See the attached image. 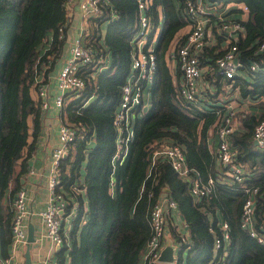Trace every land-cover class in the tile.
I'll return each instance as SVG.
<instances>
[{
  "label": "trees",
  "instance_id": "16d2710c",
  "mask_svg": "<svg viewBox=\"0 0 264 264\" xmlns=\"http://www.w3.org/2000/svg\"><path fill=\"white\" fill-rule=\"evenodd\" d=\"M112 2L119 15L108 22L104 40L100 41L96 24L90 33L91 43L110 50L111 62L106 68L84 67L85 87L68 92L61 107L63 120L78 128L76 140L61 161L60 183L70 200L68 208L76 204V215L64 225L56 264H140L151 236L150 211L163 194L177 201L188 225L187 243L181 242L180 232L172 230L180 246L176 264H220L221 260L225 264H264V243L242 226L248 196L245 188L257 187L255 228L264 236V151L258 150L253 140L255 125L264 117V51L258 50L264 40V0H204L224 6L232 3L224 11L243 27L227 41L223 20L209 14V38L200 59L208 66L205 76L213 90H205L209 96L206 99V94L201 103L181 94L179 72L173 74L168 62L169 51L186 41L188 33L180 34L182 29L191 25L185 0H147L149 16L156 21L162 9L164 17L155 39L157 66L151 101L136 117L134 139L115 167L113 117L121 85L131 70L139 8L138 0ZM67 3L0 0V249L4 256L9 255L13 240L12 201L23 186L21 178L28 172L29 155L43 126L45 112L35 79L44 60L50 61L45 74L62 53L65 38L59 36V27L67 25ZM92 20L99 22L100 18ZM233 42L244 66L253 60L260 64L247 77L237 74L227 78L218 70L217 58ZM226 87H238L242 96L259 99L253 113L238 112L240 128H234L231 143L246 174L244 181L229 184L231 175L209 144L224 114L218 101ZM162 141L183 148L189 167L203 183L208 185L213 179L206 194L195 197L188 181L162 158L151 167L153 152ZM73 185L81 191L73 192ZM221 217L228 223L230 240L225 248L215 249V238L222 234Z\"/></svg>",
  "mask_w": 264,
  "mask_h": 264
},
{
  "label": "built area",
  "instance_id": "2783aa9c",
  "mask_svg": "<svg viewBox=\"0 0 264 264\" xmlns=\"http://www.w3.org/2000/svg\"><path fill=\"white\" fill-rule=\"evenodd\" d=\"M147 0H138L139 24L135 33L139 32V37L132 38L134 49L132 52L131 70L127 74L125 82L121 85V97L115 108L113 124L116 130V148L113 154L112 162L115 167L117 161H121L128 151L130 142L135 135V119L142 113V108L147 104L146 89L151 85L156 66L155 37L157 20H153L146 11ZM81 24L79 32L71 40H67L66 25L59 27V36L65 38L64 48L67 54L62 66L58 69L55 78L59 92L50 91L48 82L44 80V69L50 65V61H43V68L36 76L37 90L40 96L41 106L45 111L51 106L62 107L66 94L69 92H80L86 84L85 76L82 73L84 67L106 68V50L104 47H96L90 42L91 26L90 22L93 17L100 18L101 22L115 19L119 13L112 0H79ZM222 5L217 3H205L204 0H185V10L190 15L191 29L188 32L186 41L171 51L183 73L180 84V92L187 99L196 103H201V91L209 89L211 86L205 76L207 65L201 64L200 52L208 40V24L211 17L210 13L218 16L223 20L222 29H226L229 36L227 41H231L230 36L236 37L235 30L240 29L243 25L240 21H234L227 17L225 11L218 13L213 8ZM226 8L227 4H225ZM244 10L247 6L242 5ZM68 21V20H67ZM153 32L152 38L150 37ZM50 42L46 48L49 47ZM237 44L235 42L228 45L225 52L216 60L218 70L227 78H233L241 73L242 68L246 73L256 71L260 64L257 60L249 62L247 66L239 60L237 55ZM258 50L264 51V40L258 44ZM51 58V57H49ZM67 89V92H65ZM234 108H226L221 116L218 127L217 137L218 145L214 156L219 163L226 168L230 174V181L242 182L245 180L246 169L243 164L237 161L238 151L232 146L231 133L235 128ZM78 128L67 120H62L58 129V144L54 147L49 161L48 173L46 176V185L48 188L46 205L37 212L44 226V235L51 242L58 246L63 245L64 234L63 228L66 223L76 215V204L68 208L70 200L60 187L61 183V161L65 157L76 140ZM253 140L257 143L255 147L264 151V117L261 118L253 130ZM170 163L177 174L188 181L189 190L195 196H202L209 190V184L213 183L210 179L208 185L203 183L197 174H193L187 163V156L183 148L169 141H162L160 146L153 152L151 167L157 158ZM29 175H35V168L28 169ZM73 192H80L78 185H73ZM248 196L244 201L242 210V226L249 233L256 237L261 243H264V236L255 228V193L257 187L245 188ZM74 197V194L72 195ZM178 203L173 198L163 194L158 201L152 206L150 211L151 236L147 241L143 252V264H176V259L165 262L161 259V252L164 248V239L167 233V223L169 211L177 209ZM13 217L11 223L12 230V249L13 255L3 257L0 255V264H10L12 256L19 246H25L28 239L27 219L32 211L29 208L28 192L25 186H21L15 193L12 201ZM221 227L220 235L215 238V249L224 247L230 240L228 232V223L224 220L219 222ZM181 242H189L187 233H180ZM56 252H47L41 257L40 264H56ZM225 264L223 260L219 262Z\"/></svg>",
  "mask_w": 264,
  "mask_h": 264
},
{
  "label": "crops",
  "instance_id": "0c3cea01",
  "mask_svg": "<svg viewBox=\"0 0 264 264\" xmlns=\"http://www.w3.org/2000/svg\"><path fill=\"white\" fill-rule=\"evenodd\" d=\"M230 6H232V3H227V7H230ZM67 15H68V21L66 25V35H67V40L69 41L74 35H76L79 32V28H80V24L82 20L81 13H80L79 0H68ZM163 20H164V17H163ZM90 23L92 24V26L95 24L97 25V29L99 31L100 41H101V36H103V29H104L105 23L101 21L94 22L93 20H91ZM162 24H163V21H162ZM190 29H191V25H187L184 29H182L183 31L180 34L184 32L188 33ZM209 30L210 28L208 29V32ZM156 36L154 33L155 39H156ZM104 48L106 50V46H104ZM174 48L175 47H173L169 51L168 62H169L171 72L173 74H177L179 72V79L182 80L183 78L182 69L178 61L171 55V51ZM66 54H67L66 47L64 48L63 46L60 57L55 61L54 65L47 71V73L44 76L45 82L49 83L50 91L53 93L59 92V88L57 86L55 75L58 69L62 66ZM172 60H174L173 64H171ZM49 66H47L46 69ZM242 69L243 70H241V73H239L240 76L247 77L249 75V72L246 73L245 69L244 68ZM209 89L213 90V87L211 86ZM231 91L236 92L235 96L242 100L243 102L242 104H241V101L240 102L237 101V98H235V96L231 95ZM201 92H202L201 102H203L204 98L207 97L206 99H208L209 95L204 89ZM229 92H230L229 95L234 98L229 99V101L226 103L221 102L222 95L224 93L228 94ZM146 100H147L146 105L148 106L151 101L150 91H149V97L146 98ZM258 100H259L258 98L254 99L250 96H247V97L242 96L238 87L236 88L226 87L223 93L221 94V97L218 102H220L222 106L224 107L223 113L225 112V107H227L228 109L232 107L234 108V120L233 121L235 124V128L238 129L240 128V123L237 119L238 112H243L244 114L249 113V112L253 113L254 109L257 108L254 105V103L257 102ZM44 112L45 113H44V118H43V126L41 127V130L37 135V138L35 141V147L33 148L32 153L29 155L30 157L28 159V169L30 167L35 168L36 174L29 175L27 172L26 174L22 175V178H21V183L23 184V186L27 188L29 208L32 211V214H30L29 218L27 219V229L30 223L34 227L35 240L31 242V245H30L32 264H40L41 257L43 255H45L47 252H50V251L51 252L53 251L55 253L58 250V246L54 245L51 242V240L44 235V226L37 212L43 209L46 205L47 194H48V188L46 185V176L48 173L49 161H50L51 154H52L54 147L58 144L59 125L62 122L63 118L65 117L63 116V109L60 107L51 106V109L50 107L47 109V111H45L44 109ZM92 143L93 142H91V144ZM209 144L214 154L217 148V145H218L217 131L209 137ZM219 217H220V214H219ZM220 219L222 220V217ZM66 223H68V220H66ZM173 228L174 230L180 233L182 232V233L188 234L187 222L185 221L183 215L180 213L178 208L171 209L169 211L168 223H167V233L164 239V247L169 246V245L173 246L174 255H175L174 258H177L178 252L180 251V246L174 238V235L172 232ZM26 247H27V244L25 246H22V245L19 246V249L15 251L14 256L11 257L12 260L10 264H25ZM8 253H9L8 256H4L1 254V249H0L1 256L9 257L10 255H13L12 245ZM184 255H186L185 252H184ZM143 263L144 261L142 260L140 264H143Z\"/></svg>",
  "mask_w": 264,
  "mask_h": 264
},
{
  "label": "rangeland",
  "instance_id": "374dc122",
  "mask_svg": "<svg viewBox=\"0 0 264 264\" xmlns=\"http://www.w3.org/2000/svg\"><path fill=\"white\" fill-rule=\"evenodd\" d=\"M224 9H226V6H224V5H222V6L218 7V8H213V7H212V10H215V11L218 12V13L222 12ZM162 21H163V10L160 9L159 12H158V17H157L156 32H155V30H154L155 36L159 33L160 29L162 28V25H163V24H162ZM106 22H107V23H106ZM103 23H105V26H104V29H103V36H101V40H102V41L104 40V35H105V32H106V28H107L108 21H104ZM90 26L92 27V24H90ZM138 37H139V32L137 31V32L135 33L134 38H138ZM134 51H136V49H134ZM173 61H174V60L171 61V64H173ZM110 62H111V52H110V50L106 47V63H107V65H109ZM149 89H150V86L146 89L145 93H147V92L149 91ZM221 94H222V93H221ZM229 94H230V92H229L228 94H227V93H224V94L222 95L221 102H225V103L228 102L229 99L234 98V97H232V96H235V95H236V92L231 91V95H232V96H230ZM146 96H147V98H148V97H149V93H147ZM235 98H237V101H238V102L241 101V104L243 103L242 100L239 99L238 97L235 96ZM148 100H149V99H148ZM52 108H53V107H52ZM226 108H227V107H226ZM50 109H51V107H50Z\"/></svg>",
  "mask_w": 264,
  "mask_h": 264
},
{
  "label": "water",
  "instance_id": "95a60500",
  "mask_svg": "<svg viewBox=\"0 0 264 264\" xmlns=\"http://www.w3.org/2000/svg\"><path fill=\"white\" fill-rule=\"evenodd\" d=\"M65 92H67V89H65ZM147 105L144 107L146 108ZM254 143L256 145L257 141L254 140ZM35 240V236H34V227L33 225L30 223L28 226V239H27V247H26V251H25V264H32V259H31V251H30V245L31 242H33ZM174 248L173 246L169 245L163 248L162 252H161V259L165 262H170L174 260Z\"/></svg>",
  "mask_w": 264,
  "mask_h": 264
}]
</instances>
